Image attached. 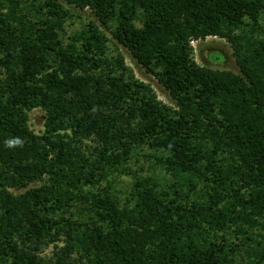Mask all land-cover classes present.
<instances>
[{"label":"trees","instance_id":"obj_1","mask_svg":"<svg viewBox=\"0 0 264 264\" xmlns=\"http://www.w3.org/2000/svg\"><path fill=\"white\" fill-rule=\"evenodd\" d=\"M64 1L0 0V264H264V0ZM209 37L238 73L195 61ZM145 149L170 180L118 192Z\"/></svg>","mask_w":264,"mask_h":264},{"label":"rangeland","instance_id":"obj_2","mask_svg":"<svg viewBox=\"0 0 264 264\" xmlns=\"http://www.w3.org/2000/svg\"><path fill=\"white\" fill-rule=\"evenodd\" d=\"M60 1L66 7H68L64 0ZM72 11L74 16L67 24V34L80 29L84 23L86 24L88 22V20L97 22V19L87 9L83 12H79L78 10L74 9ZM103 31L105 36L109 39L108 57L114 58L117 54L122 55L126 66L132 71L134 77L142 82L148 83L154 90L159 101L172 106L173 102L171 98L169 97L168 93L160 86L156 78L146 74L144 70L135 62L131 54L121 45L114 42L108 30ZM192 46L193 57L198 64L214 69L230 70L235 73L239 72L238 65L232 55V49L224 39L209 37L203 41L192 42ZM29 126L30 129L37 134L43 132L44 112L42 110L35 109L29 113ZM149 153V150H143L140 155L128 162L129 171H124L121 173L116 172L110 178L118 192L127 190L133 184L134 179L132 174L141 178L151 177L156 180H170V175L166 174L162 169H160L154 160L147 159V157H145V155ZM163 181H159V184L164 185ZM51 252L52 246L43 249L41 256L49 258L51 256Z\"/></svg>","mask_w":264,"mask_h":264},{"label":"clouds","instance_id":"obj_3","mask_svg":"<svg viewBox=\"0 0 264 264\" xmlns=\"http://www.w3.org/2000/svg\"><path fill=\"white\" fill-rule=\"evenodd\" d=\"M24 141L20 138H13V139H8L5 141V145L8 148H15V147H19V146H23Z\"/></svg>","mask_w":264,"mask_h":264}]
</instances>
